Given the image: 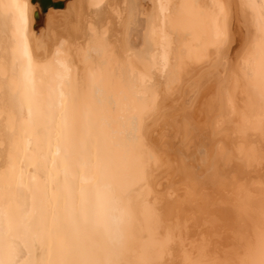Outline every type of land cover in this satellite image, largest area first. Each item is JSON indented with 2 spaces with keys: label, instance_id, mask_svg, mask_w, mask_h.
I'll return each instance as SVG.
<instances>
[{
  "label": "bare ground",
  "instance_id": "6f19581e",
  "mask_svg": "<svg viewBox=\"0 0 264 264\" xmlns=\"http://www.w3.org/2000/svg\"><path fill=\"white\" fill-rule=\"evenodd\" d=\"M52 1L0 0V264H264V0Z\"/></svg>",
  "mask_w": 264,
  "mask_h": 264
},
{
  "label": "water",
  "instance_id": "95a60500",
  "mask_svg": "<svg viewBox=\"0 0 264 264\" xmlns=\"http://www.w3.org/2000/svg\"><path fill=\"white\" fill-rule=\"evenodd\" d=\"M39 1L41 4L42 9L45 11L50 5H53L55 7L62 6V2H53L52 0H33V2ZM36 16L38 17V12L36 13Z\"/></svg>",
  "mask_w": 264,
  "mask_h": 264
},
{
  "label": "rangeland",
  "instance_id": "374dc122",
  "mask_svg": "<svg viewBox=\"0 0 264 264\" xmlns=\"http://www.w3.org/2000/svg\"><path fill=\"white\" fill-rule=\"evenodd\" d=\"M30 2H31V0H30ZM39 4V3H38ZM41 6H40V4H39V6L37 7L38 8V10H39V8H40ZM41 9V8H40ZM60 13V16H61V12H59ZM59 13H57V14H55V15H58ZM59 16V15H58ZM43 20H41V22H42ZM46 24V25H45ZM45 24H43L42 25V30L44 31V32H46V30H44V28H46V26H48V25H50L49 24V22H46ZM43 33V32H42ZM41 33V34H42ZM44 35V34H43Z\"/></svg>",
  "mask_w": 264,
  "mask_h": 264
}]
</instances>
